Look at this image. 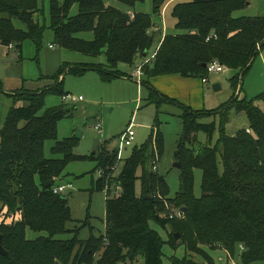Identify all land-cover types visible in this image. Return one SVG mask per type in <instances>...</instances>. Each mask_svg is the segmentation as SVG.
Here are the masks:
<instances>
[{
	"label": "trees",
	"instance_id": "16d2710c",
	"mask_svg": "<svg viewBox=\"0 0 264 264\" xmlns=\"http://www.w3.org/2000/svg\"><path fill=\"white\" fill-rule=\"evenodd\" d=\"M118 1L134 8L143 0ZM169 1H175L171 16L180 33L159 35L148 56L156 35L150 32L154 28L152 17H160ZM249 1L152 0L151 13H129L105 5L103 0H49L53 44L93 57L104 50L106 62H64L50 76L54 82L48 87L10 95L13 105L0 129V235L8 253L0 254V264H132L140 259L141 264H163L161 247L165 241L150 223L166 232L172 228L166 240L172 249L182 245L186 252L203 259L199 262L187 255H173L171 264H233L231 259L236 264L238 260L239 264H264V108L255 105L256 98L231 96L213 112L197 110L164 95L149 81L173 74L206 78L207 65L212 61L245 71L264 44V15L233 16ZM75 3L78 11L69 15ZM37 12L38 0H0V44L11 45L19 56L27 39L38 49L43 28ZM13 19L22 22L24 28L15 27ZM85 31L92 32L93 38L77 36ZM137 61L140 64L134 71L139 68L142 72L140 83L148 88V101H166L182 108L183 130L176 150L181 164L180 187L173 198L164 176L153 169L163 150L159 130L153 129L124 159L106 142L97 152L79 156L73 152L79 140L76 136L57 139V122L68 110L59 106L41 112L46 93L66 94L63 74L95 70L102 81H110L130 77L118 69V64ZM230 83L235 92L238 75L231 77ZM231 109L247 117L249 132L245 128L234 135L225 132ZM216 113L220 116L219 135L212 144L215 122L200 119ZM198 132L205 133L204 143L198 141ZM48 140H54V157L44 154ZM83 158L96 161L99 175L94 187L106 193L105 229L98 237L91 234L80 240L78 230L66 227L71 219L67 196L52 189L61 184L58 179L67 164ZM195 168L202 174L199 197L193 195ZM182 207L185 210L180 217L175 216ZM172 208L176 210L169 212ZM26 229L45 231L47 236L27 239ZM70 231L74 232L70 239L55 238ZM176 231L180 234L178 242ZM217 249L224 252L225 261L212 257L211 250Z\"/></svg>",
	"mask_w": 264,
	"mask_h": 264
},
{
	"label": "rangeland",
	"instance_id": "374dc122",
	"mask_svg": "<svg viewBox=\"0 0 264 264\" xmlns=\"http://www.w3.org/2000/svg\"><path fill=\"white\" fill-rule=\"evenodd\" d=\"M62 2L63 0H59ZM107 6H112L122 11L130 12H152V0H143L137 2L134 8L118 0H103ZM179 2L188 0H176ZM175 2V1H174ZM174 2L164 6L161 16H153L154 28L150 30L155 33L154 42L148 51L151 56L158 42L159 35L180 33L175 28V19L171 16V8ZM49 0H38V12L36 18L43 28L41 44L37 49L35 44L27 39L22 43L21 55L15 49H6L0 44V60L6 59V62L0 61V129L2 128L5 117L13 105L10 95H15L21 90H39L54 81L50 78L57 67L66 63L98 62L105 64V54L103 52L98 56H88L77 51L61 48L53 44V34L49 27ZM264 9V0H250L249 3L240 10L233 12L234 17L238 16H256ZM78 11V4L75 3L69 15H74ZM13 24L17 28H24L22 22L13 19ZM158 30V31H156ZM78 37L90 40L93 33L89 31L77 33ZM50 45L52 47H50ZM60 50L61 57L53 58L50 50ZM5 51L7 53H5ZM47 53L46 64L44 62ZM51 57V58H50ZM147 59V58H146ZM56 60V61H55ZM138 62L133 65L124 63L118 64V69L130 74V77H122L110 81H102L97 71L87 70L81 74L65 73L63 74L64 92L75 96H82V100L77 102L63 101L61 95L46 93L43 112L46 109L64 106L68 112L65 117L57 122V139L76 136L79 140L73 148V152L79 156H89L97 152L103 142L107 143L108 148L115 149L119 158L128 157L132 148L142 144L154 130H159L163 140V150L159 155L158 161L153 164V169L164 176L169 197L176 196L180 187L181 164L176 157L177 143L183 130L181 113L182 108L173 103L162 102L160 104L148 101V88L132 76L133 69L138 66ZM47 72V73H46ZM238 75L239 86L233 92L230 78ZM42 76V77H41ZM62 78V76H61ZM207 83H200L199 78H185L189 85L183 87L181 84L168 87L164 84L165 90L161 93L168 97L176 98L183 104L191 105L197 110H208L213 112L215 108L234 98L248 99L256 98L254 103L260 108H264V44L259 49V53L250 66L243 72L238 69L225 68L221 72L208 73ZM188 80V81H187ZM218 84L217 90L213 85ZM200 86V88H199ZM189 88L190 90H187ZM241 88V89H240ZM161 91V90H160ZM164 91V92H163ZM19 105V102L16 104ZM201 122H215V130L212 134V144L215 143L219 135L220 116L219 114L205 116L200 119ZM100 123L102 133L99 134L94 126ZM132 126L134 138L129 146L120 145L121 134ZM248 127V120L244 114H238L234 109L228 113V120L225 123V132L228 135H234L240 129ZM154 129V130H153ZM156 133V132H155ZM199 142L206 141V135L203 132L197 133ZM54 140H48L44 145V154L46 157H54L51 147ZM179 163L180 167L175 166ZM122 161L120 162L116 174L118 173ZM219 172L222 171V165L218 162ZM99 172L96 169L94 159H78L70 161L65 167L63 173L58 179V183L65 185L63 194L67 196V203L71 212V219L66 227L70 230H78V239L85 240L91 234L98 237L104 233L105 229V190L96 189L94 181ZM201 170H193V195L199 197L201 194ZM137 192H139V183L137 182ZM167 206V205H166ZM176 210L172 208L169 212ZM150 226L156 230L165 242L161 247V258L163 264H171L170 258L174 255L178 258L187 255V258H194L203 262L199 255H193L186 252L184 247L178 246L172 249L166 240L171 227L164 228L155 223ZM175 241L178 242L180 234ZM74 232H65L57 235L56 239L67 240L72 238ZM39 236H47L45 231H32L26 229V238L35 239ZM211 255L217 261H225L222 250H211ZM101 251L96 258L100 257ZM236 262L238 258L236 259ZM97 264L96 261H94ZM142 260H137L132 264H141ZM230 263V261L228 260ZM61 264V263H60ZM130 264V263H126ZM239 264V260L238 263Z\"/></svg>",
	"mask_w": 264,
	"mask_h": 264
},
{
	"label": "built area",
	"instance_id": "2783aa9c",
	"mask_svg": "<svg viewBox=\"0 0 264 264\" xmlns=\"http://www.w3.org/2000/svg\"><path fill=\"white\" fill-rule=\"evenodd\" d=\"M8 49L12 48L11 45L9 46H6ZM50 47H52L50 45ZM224 69V66L220 65L217 61H212L210 64L207 65V71L208 73L210 72H221L222 70ZM141 70L139 68H137L134 73L132 74L133 77H135V79L140 82V77H141ZM201 81L203 83L207 82V78H202ZM82 96H75L73 94H70V93H66L62 96V100L63 101H70V102H77V101H80L82 100ZM94 129L97 130L99 132V134L102 133V129H101V124L100 123H97L95 126H94ZM246 132H249V129H246ZM133 138H134V131L132 129V126L130 125L120 136V145L123 147V146H129L132 144V141H133ZM65 190V185L63 184H59L55 187H53L52 191L54 193H63ZM181 210L179 211H176L174 213L175 216H178L180 217V214H181ZM240 249L242 250L243 247L240 245ZM231 262L233 264H236L235 261H233L231 259Z\"/></svg>",
	"mask_w": 264,
	"mask_h": 264
},
{
	"label": "crops",
	"instance_id": "0c3cea01",
	"mask_svg": "<svg viewBox=\"0 0 264 264\" xmlns=\"http://www.w3.org/2000/svg\"><path fill=\"white\" fill-rule=\"evenodd\" d=\"M169 2H172V1H169ZM106 5V4H105ZM257 14H259V15H264V9L262 10V11H260V13H257ZM155 34V33H154ZM6 47V46H5ZM6 49H8L7 47H6ZM10 49H12V48H10ZM5 53H7L6 51H5ZM50 53H51V55L50 56H52L53 58L55 57V59H56V57L58 58V57H61V52H60V50H56V49H54V50H50ZM145 56H147V55H145ZM144 56V57H145ZM47 58V53L45 54V59H44V62H45V64H46V59ZM51 58V57H50ZM56 61V60H55ZM140 61V60H139ZM140 64V62L138 63V65ZM60 67V65L57 67V69H56V71L58 70V68ZM137 66H135V68H136ZM134 70V69H133ZM55 71V72H56ZM54 72V73H55ZM134 72V71H133ZM47 73V72H46ZM42 77V76H41ZM186 77H182V76H179V75H175V74H173V75H161V76H155V77H152V78H150V83L157 89V90H161L160 92H162V90H165V87H163V85L162 84H164V85H166V86H168V87H172V86H174V85H179V84H181L183 87H185V86H187V85H189V83L188 82H186V79H185ZM188 81V80H187ZM201 81V80H200ZM139 83V82H138ZM200 83H202V84H205V83H203L202 81L200 82ZM207 83V82H206ZM49 85H51V83L50 84H48V85H46V87H48ZM45 87V88H46ZM199 88H200V86H199ZM187 90H190L189 88H187ZM164 92V91H163ZM240 99V98H239ZM187 105V104H186ZM190 107H192L191 105H189ZM193 108V107H192ZM194 109H197V108H194Z\"/></svg>",
	"mask_w": 264,
	"mask_h": 264
},
{
	"label": "water",
	"instance_id": "95a60500",
	"mask_svg": "<svg viewBox=\"0 0 264 264\" xmlns=\"http://www.w3.org/2000/svg\"><path fill=\"white\" fill-rule=\"evenodd\" d=\"M143 56H145V53H143ZM1 62H6V59H1L0 60ZM219 88V85L218 84H214L213 85V89L214 90H217ZM175 166H177V167H180V164L179 163H175ZM62 197H64V194L62 195ZM185 210V208L184 207H182L181 208V211H184ZM178 237V235L176 234L175 235V238H177ZM1 235H0V254L1 255H3V256H7L8 255V253H7V251L3 248V246H2V242H1ZM54 264H60L58 261H56Z\"/></svg>",
	"mask_w": 264,
	"mask_h": 264
}]
</instances>
